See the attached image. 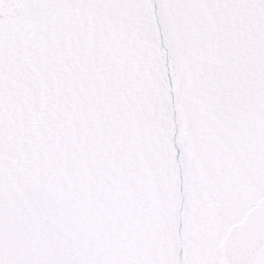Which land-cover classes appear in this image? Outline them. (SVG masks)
I'll return each instance as SVG.
<instances>
[{
  "label": "water",
  "instance_id": "water-1",
  "mask_svg": "<svg viewBox=\"0 0 264 264\" xmlns=\"http://www.w3.org/2000/svg\"><path fill=\"white\" fill-rule=\"evenodd\" d=\"M0 264H264V0H0Z\"/></svg>",
  "mask_w": 264,
  "mask_h": 264
}]
</instances>
